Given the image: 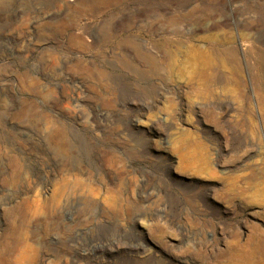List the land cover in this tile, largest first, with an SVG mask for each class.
<instances>
[{"label":"rangeland","instance_id":"rangeland-1","mask_svg":"<svg viewBox=\"0 0 264 264\" xmlns=\"http://www.w3.org/2000/svg\"><path fill=\"white\" fill-rule=\"evenodd\" d=\"M0 264H264V0H0Z\"/></svg>","mask_w":264,"mask_h":264},{"label":"bare ground","instance_id":"bare-ground-1","mask_svg":"<svg viewBox=\"0 0 264 264\" xmlns=\"http://www.w3.org/2000/svg\"><path fill=\"white\" fill-rule=\"evenodd\" d=\"M224 50V49H223ZM223 53L225 52V51H222ZM205 71V70H204ZM210 72V71H209ZM208 73V72H207ZM210 74V73H209ZM205 76V75H204ZM203 79V78H202ZM213 81V80H212ZM205 84V83H204ZM205 87V86H204ZM206 88V87H205ZM208 88V87H207ZM207 91V90H206ZM5 101V100H4ZM5 106V105H4ZM106 132V131H105ZM108 133V132H107ZM108 135H109V133H108ZM176 204V203H175ZM23 258H24V256H23ZM22 260V259H21Z\"/></svg>","mask_w":264,"mask_h":264}]
</instances>
